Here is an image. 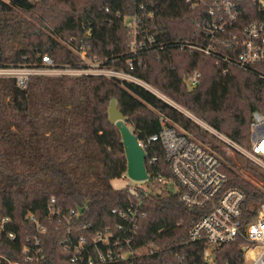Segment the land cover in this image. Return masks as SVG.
I'll return each instance as SVG.
<instances>
[{
	"label": "trees",
	"instance_id": "obj_1",
	"mask_svg": "<svg viewBox=\"0 0 264 264\" xmlns=\"http://www.w3.org/2000/svg\"><path fill=\"white\" fill-rule=\"evenodd\" d=\"M220 1L0 0V67L38 66L48 56L57 67L84 69L80 54L85 53L100 67L123 71L157 89L249 148L252 115L264 113V65L243 68L223 60L229 56L236 61L240 47L218 45L212 54L196 48L209 45L199 25L211 19L210 10L217 11ZM238 8L225 36L233 29L243 41L245 26L264 22V8L254 0H241ZM193 72L201 77L190 89L187 78ZM112 100L145 145L149 177L142 185L150 191L142 203L130 199L128 187L112 185L127 172L121 134L109 119ZM161 118L222 159L226 187L246 195L242 208L247 221L251 206L264 201V191L241 173L247 171L264 182V171L240 154L229 156L224 143L141 84L86 74L33 77L28 88L21 89L15 79L4 78L0 219L8 217L9 222L0 232V253L20 264H36L26 263L24 248L29 246L35 254L38 239L45 256L39 264H67L73 251L65 250L61 241L73 244L84 238L91 243L107 230L127 237L130 234L119 231L118 225L127 227L128 222L113 210L127 212L133 205L144 215L135 221L134 246L152 249L141 257L142 264H181L179 258H184L183 264H206L204 241H189L205 210H187L179 193L169 189L175 181L164 149L148 142L162 129ZM163 179L171 185L163 187ZM52 198L59 213L50 212ZM243 243L239 238L220 246L217 264H244Z\"/></svg>",
	"mask_w": 264,
	"mask_h": 264
},
{
	"label": "built area",
	"instance_id": "obj_2",
	"mask_svg": "<svg viewBox=\"0 0 264 264\" xmlns=\"http://www.w3.org/2000/svg\"><path fill=\"white\" fill-rule=\"evenodd\" d=\"M2 1L9 2V0ZM187 1L193 4H200L205 0ZM240 2L241 0H221L219 3L220 8L217 11L214 9L210 10L211 19L199 25V29L203 30L209 37V45L196 48L206 54H212L218 45L240 47V53L236 61L229 56H225L223 60L243 68L264 65V22H253L245 26L243 29L245 38L243 41L238 40V35L233 29L229 32L228 38L225 36L238 17ZM256 3H260L264 8L262 0H254V4ZM127 23L129 26L133 24L129 21ZM134 27L133 31L136 35L135 23ZM131 46L136 48L134 44H131ZM130 66L132 68V64ZM98 68L94 69V72L88 73V71L83 69L57 67L50 57L44 56L42 64L38 66L0 67V79H15L21 89H27L33 77L42 76L57 77L92 74L103 75L108 78L116 77L127 81H133L132 78L135 79L123 71ZM200 77L201 74L199 72H193L188 76L187 84L190 89L195 88L199 84ZM130 78L131 80H129ZM192 120L195 121L193 118ZM195 122L224 143L229 152H238L264 170V113L256 111L252 115L250 124L251 144L249 148H242L235 141L208 124L199 121ZM161 123L162 129L160 132L151 136L148 142L160 143L163 147L166 162L175 181L176 192L179 193L180 200L187 210H205L192 228L189 238L190 242L204 241V262L206 264H217V249L222 245L233 243L242 238L244 240L241 245L244 252V264H264V201L252 205L250 218L244 221L242 207L246 195L238 188L226 187L228 176L222 170V159L191 136L181 133L175 126L167 124V121L163 118H161ZM141 144L145 149V145ZM123 177L129 178L127 172ZM161 182L165 186L167 184L171 185L165 179L161 180ZM127 187L130 199H138L140 200L139 203L143 202V198L150 191L148 187L138 184L136 181L128 184ZM55 202L56 200L52 198L49 205L51 214L59 213V211L53 209ZM138 211V208H134L133 205L128 208L127 212L113 210L114 213H118L124 221L128 222L129 226L127 227L123 224L118 225L119 231L130 234L127 237L115 236L111 230H107L104 235H99V238L92 240L91 243L84 238L78 239L73 244L69 239L61 241L65 250L73 251L67 264H142L141 257L151 253L152 249L147 246H134L137 230L135 221L139 218V215L144 216ZM32 220H35V218L32 217ZM8 222V217L0 219V232L5 229ZM36 224L41 232H46V228L40 226L38 221H36ZM9 238L11 240L15 239V235L10 233ZM33 249L36 251L35 254L29 246L24 248L26 263L35 262L39 264V262L44 261L45 256L41 255L42 249L38 239L35 241ZM247 255L250 256V261H247ZM179 259L180 263L183 264L184 258ZM0 264L20 263L0 253Z\"/></svg>",
	"mask_w": 264,
	"mask_h": 264
},
{
	"label": "water",
	"instance_id": "obj_3",
	"mask_svg": "<svg viewBox=\"0 0 264 264\" xmlns=\"http://www.w3.org/2000/svg\"><path fill=\"white\" fill-rule=\"evenodd\" d=\"M108 112L110 122L117 127L121 134L127 158L128 177L136 182L147 181L149 175L146 166L147 153L144 147L140 143L137 135L127 125V118L120 111L115 100L111 101Z\"/></svg>",
	"mask_w": 264,
	"mask_h": 264
},
{
	"label": "rangeland",
	"instance_id": "obj_4",
	"mask_svg": "<svg viewBox=\"0 0 264 264\" xmlns=\"http://www.w3.org/2000/svg\"><path fill=\"white\" fill-rule=\"evenodd\" d=\"M262 2H263V4H264V0H262ZM81 55V57L82 58H85V66L87 67L86 69H83L84 71H88V73H90V72H94L95 70L94 69H99L98 67H100V64L98 63V62H93V60H89V59H87L86 57H85V53H81L80 54ZM112 70H114V69H112ZM55 77V76H54ZM58 77V76H57ZM129 80H131V78L129 79ZM132 80L133 81H136L137 83H139V84H141L142 86H144L145 88H147V89H149L150 91H152L153 93H155V94H157L159 97H163V99L167 102V103H169V104H171V105H173V106H175V107H177L178 109H180L181 111H183L190 119H195V121H199V122H203V123H205V124H207L206 122H204L203 120H201L200 118H198L197 116H195L193 113H191V112H189V111H187L186 109H183L182 107H180L179 105H177L176 103H174L172 100H170L168 97H166L165 95H163L161 92H159L157 89H154L153 87H151V86H149V85H147V84H145V83H142L141 81H139V80H135V79H133L132 78ZM194 121V120H193ZM223 134V133H222ZM224 135V134H223ZM219 140V139H218ZM220 141V140H219ZM225 147H224V150L227 152V154L229 155V156H232V157H237L238 156V152H229L228 151V149H227V147H226V145L225 144H223ZM241 147H242V145H241ZM242 148H244V146L242 147ZM241 155V154H240ZM242 156V155H241ZM244 157V156H243ZM244 159H247V158H245L244 157ZM252 163H254V162H252ZM255 164V163H254ZM256 166H257V164H255ZM257 167H259V166H257ZM260 169L262 170V171H264L261 167H260ZM242 174V176L244 177V178H246V179H248L249 181H251L254 185H256L257 187H259V188H261L263 191H264V182L263 181H261L257 176H255V175H253V174H251V173H249V172H247V171H244V172H242L241 173ZM133 181L131 180V179H129V178H125V177H121V178H117V179H114L113 181H112V185H113V187L114 188H116V189H123V188H125V187H127V185L128 184H130V183H132ZM138 184H142L143 182H137ZM170 185L169 184H167L166 186H163V187H169ZM169 189L171 190V191H173V192H176V188L175 187H169ZM156 191L157 192H160V191H162V188H157L156 189ZM247 261H250V256L249 255H247Z\"/></svg>",
	"mask_w": 264,
	"mask_h": 264
}]
</instances>
